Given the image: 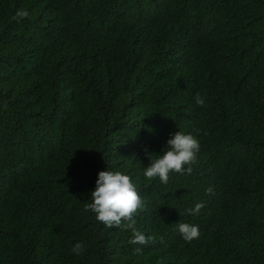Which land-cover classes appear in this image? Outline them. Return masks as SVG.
Segmentation results:
<instances>
[{"label":"trees","instance_id":"1","mask_svg":"<svg viewBox=\"0 0 264 264\" xmlns=\"http://www.w3.org/2000/svg\"><path fill=\"white\" fill-rule=\"evenodd\" d=\"M178 130L193 172L146 179ZM106 170L147 245L83 210ZM0 264H264V0H0Z\"/></svg>","mask_w":264,"mask_h":264},{"label":"clouds","instance_id":"2","mask_svg":"<svg viewBox=\"0 0 264 264\" xmlns=\"http://www.w3.org/2000/svg\"><path fill=\"white\" fill-rule=\"evenodd\" d=\"M28 16V11L22 9L16 12L13 19L27 18ZM195 103L197 106L203 107L205 98L197 93ZM5 107H7L6 104ZM199 148L197 139L191 134H185L178 130L171 134V138L167 140V150L152 159L149 165L144 168L143 176L148 180L159 178L160 183L166 185L170 173L190 175L193 172L192 165L196 162ZM205 191L211 194L213 190L209 187ZM90 194L91 202L85 203L83 210L93 213L96 221L109 229L115 227L122 231L131 230L130 245L144 246L153 239L146 237L135 227V216L144 209L145 202L128 175L119 171H100L95 182V189ZM203 207H205L203 203H196L193 208L187 209V213L193 216L198 215ZM174 231H178L185 242H191L200 236L199 227L188 223H177ZM84 249V243L77 242L71 251L80 255ZM134 252L139 254L141 248H135Z\"/></svg>","mask_w":264,"mask_h":264}]
</instances>
